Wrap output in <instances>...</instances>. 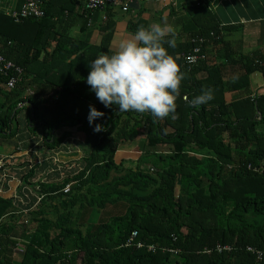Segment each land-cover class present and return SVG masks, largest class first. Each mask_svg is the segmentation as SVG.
Segmentation results:
<instances>
[{
  "label": "trees",
  "instance_id": "1",
  "mask_svg": "<svg viewBox=\"0 0 264 264\" xmlns=\"http://www.w3.org/2000/svg\"><path fill=\"white\" fill-rule=\"evenodd\" d=\"M9 1L0 4V55L24 71L38 64L45 70L53 60L47 73L54 72L39 78L43 85L32 87L22 74L13 89H0V135L23 103L48 134L46 148H65L70 133L55 137L65 127L85 140L72 175L32 184L33 170H25L19 194L0 193V264H264V45L244 55L225 39L241 25L222 26L203 0L184 4L176 47L164 44L185 74L176 113L161 119L119 112L98 100L86 78L93 59L115 52L113 28L128 12L107 6L94 24V13H79L82 0H40L44 17L16 23L5 10L25 0ZM77 25L82 37L72 35ZM148 25L129 21L126 33ZM91 30L99 44L89 43ZM47 47H54L51 54L42 53ZM185 56L197 59L184 62ZM215 56L220 64L209 62ZM227 67L233 73L224 78ZM6 80L0 76V85ZM45 88L52 91L46 99ZM207 89L214 99L193 107ZM53 96L58 100L47 107ZM90 104L105 113L94 124ZM127 145L150 151L117 163ZM0 162L7 172L10 164ZM14 250L19 261L11 258Z\"/></svg>",
  "mask_w": 264,
  "mask_h": 264
},
{
  "label": "crops",
  "instance_id": "2",
  "mask_svg": "<svg viewBox=\"0 0 264 264\" xmlns=\"http://www.w3.org/2000/svg\"><path fill=\"white\" fill-rule=\"evenodd\" d=\"M194 1L196 0H144L139 2L134 9L131 7L128 14L116 23L113 28L112 43L119 46V42L122 39L130 38L131 36L126 33V25L129 21L136 23L138 19L148 21L149 25L147 27L154 23L170 24L175 28L176 32L179 27L180 18L184 17L182 6ZM203 1L208 2L211 8L213 4L218 6V8L215 9V14L222 26L241 25L236 31L231 28L227 30L225 39L233 42L235 45H239V47H243V51L241 52L244 55L264 45V0ZM9 2L14 3L15 1L11 0ZM250 4H253L252 7L255 11H250L249 13L245 12ZM8 7L12 9V5H8ZM100 17L101 15H98V19ZM100 20H104V16ZM256 22H259V26L256 25ZM99 40L98 32L93 30L89 37V43L99 44ZM51 44L53 46L55 42L52 41ZM53 48L54 47H47L46 51L42 53L51 54ZM39 59L43 60L44 58L41 56ZM49 62L45 70H43L39 64L29 67V69L27 68L25 71L23 70L25 83L30 82L32 87H36L37 84L43 85V83L40 82L42 81V79H39L40 77L46 76L50 79V73L54 71L47 72L50 70V67H52L51 63L54 61L50 60ZM209 62L220 64L222 61L218 56H215L211 61L209 60ZM232 73L233 69L230 70L227 67V69L223 71L224 78L230 77ZM256 87L257 86L254 88L256 89ZM0 89H2L1 86ZM28 90L29 94L34 96V91L31 89ZM259 91L260 93L263 92L261 88ZM42 94V98L46 99L50 97L52 91L45 88ZM2 97L3 96L0 94V105L3 103ZM57 100L58 97L53 96L50 104H47V107L55 105ZM16 110V116L10 122V130L6 131V134L0 135V160L5 159L10 164L7 172L5 170L0 172V193L13 192L16 193V195L17 193L19 194L18 190L23 184V180H21L20 177L21 174L25 173V170H33L32 177L28 180L32 184L39 178L43 183L50 184L63 178L65 174L72 175V169L75 168L83 157L81 149L83 148L85 135L75 128L65 127L55 133L57 139L70 133V139L67 141L64 140L61 145L65 148H63L62 151L59 149H48L44 146L43 140V137L48 136V134L43 130L44 127L42 124L33 122L35 117L32 114V107L29 104H18ZM77 150L80 151L77 152ZM66 154H68L67 157H65ZM76 157L78 161L75 160ZM65 158H72V162L67 161ZM24 189L28 190L27 188ZM22 192L23 190L20 194H22ZM23 194L24 196H28L29 191Z\"/></svg>",
  "mask_w": 264,
  "mask_h": 264
},
{
  "label": "clouds",
  "instance_id": "3",
  "mask_svg": "<svg viewBox=\"0 0 264 264\" xmlns=\"http://www.w3.org/2000/svg\"><path fill=\"white\" fill-rule=\"evenodd\" d=\"M82 2L79 10L84 13ZM175 34V28L167 23L140 26L130 38L119 42L117 51L105 52L91 61L86 78L89 90L105 107L118 106L119 112H148L161 119L174 115L185 74L164 44L176 47ZM213 99V90L207 89L192 100V105L198 107ZM104 116L103 111L89 105V124ZM102 129V124H95V131Z\"/></svg>",
  "mask_w": 264,
  "mask_h": 264
},
{
  "label": "built area",
  "instance_id": "4",
  "mask_svg": "<svg viewBox=\"0 0 264 264\" xmlns=\"http://www.w3.org/2000/svg\"><path fill=\"white\" fill-rule=\"evenodd\" d=\"M8 0H0L1 3H5ZM141 2L143 0H83L82 2V11L85 12H95L101 10L107 6H118L121 8L122 12H128L131 8V5L135 2ZM165 1V0H164ZM6 15L13 19L16 23L23 22L24 19H41L44 17L43 9L41 8L40 0H25L20 7L17 9H11L10 11L5 10ZM5 15V16H6ZM197 59L196 56H185V62H194ZM23 74L22 68L15 66L11 61H7L2 55H0V76L6 78V84H1L2 87L7 89H13L17 83L21 81V76ZM183 100H186L183 97ZM2 164L0 162V169ZM5 176V175H4ZM72 182H69L64 188L63 193L68 194L72 188ZM136 236V233H132L128 244H131L132 239ZM150 250V249H149Z\"/></svg>",
  "mask_w": 264,
  "mask_h": 264
},
{
  "label": "rangeland",
  "instance_id": "5",
  "mask_svg": "<svg viewBox=\"0 0 264 264\" xmlns=\"http://www.w3.org/2000/svg\"><path fill=\"white\" fill-rule=\"evenodd\" d=\"M220 2V1H219ZM253 4H250L249 6H248V9H247V11H245V12H250V11H252V12H254L255 11V9H253ZM258 6H259V3H258ZM218 8V6L216 5V4H213V6H212V10H213V12L215 13V9H217ZM104 14H105V12L103 11V10H99V11H97V13H94V15H93V17L91 18V23H94V24H96L97 22H100L101 20V18L104 16ZM98 15H101V17L98 19ZM80 22H78V24H79ZM257 24L256 25H258L259 26V22H256ZM78 26L79 25H77L76 26V28H75V26L71 29V32H72V35L73 36H80V37H82L81 36V34L78 32ZM91 32H92V30H91ZM131 36V35H130ZM87 37V36H86ZM232 37V36H231ZM83 38H85V37H83ZM233 38V37H232ZM112 47H113V49L115 50V51H117L118 50V46L116 45V44H114V43H112ZM81 149V148H80ZM84 149V148H83ZM159 150H164L163 148H161V149H159ZM80 150H77V152H79ZM148 151H150L148 148H146L145 149V151H142L141 153H140V148H139V146H129L128 147V145L124 148V150L123 151H121V152H119L118 153V155H117V157H116V161H117V163H119V162H121V161H126V162H135L138 158H139V156L140 155H142V156H146L147 154H148ZM81 152H82V149H81ZM83 153V152H82ZM67 155L68 154H66L65 155V157H67ZM67 161H70V162H72V158H65ZM75 160L76 161H78V158L76 157L75 158ZM151 159H146L144 162H145V164H151ZM17 252H19V250H16ZM15 250L13 251L15 254L11 257L12 258V260H16V261H19L20 260V256H19V254H16L17 252H16Z\"/></svg>",
  "mask_w": 264,
  "mask_h": 264
},
{
  "label": "water",
  "instance_id": "6",
  "mask_svg": "<svg viewBox=\"0 0 264 264\" xmlns=\"http://www.w3.org/2000/svg\"><path fill=\"white\" fill-rule=\"evenodd\" d=\"M138 2H135L134 4L131 5V7L134 9L137 6Z\"/></svg>",
  "mask_w": 264,
  "mask_h": 264
}]
</instances>
